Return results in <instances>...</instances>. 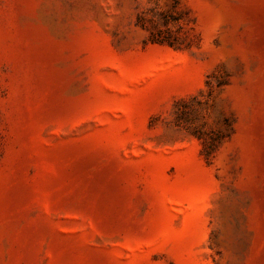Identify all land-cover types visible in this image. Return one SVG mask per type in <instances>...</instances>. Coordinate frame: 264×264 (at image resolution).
I'll return each mask as SVG.
<instances>
[{
    "label": "rangeland",
    "instance_id": "374dc122",
    "mask_svg": "<svg viewBox=\"0 0 264 264\" xmlns=\"http://www.w3.org/2000/svg\"><path fill=\"white\" fill-rule=\"evenodd\" d=\"M0 264H264V0H0Z\"/></svg>",
    "mask_w": 264,
    "mask_h": 264
}]
</instances>
